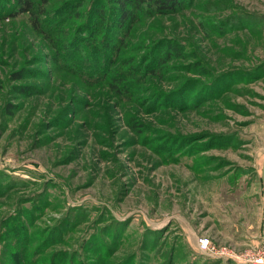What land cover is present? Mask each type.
I'll use <instances>...</instances> for the list:
<instances>
[{
  "label": "rangeland",
  "instance_id": "374dc122",
  "mask_svg": "<svg viewBox=\"0 0 264 264\" xmlns=\"http://www.w3.org/2000/svg\"><path fill=\"white\" fill-rule=\"evenodd\" d=\"M36 5L0 1V264H243L197 241L263 243L264 0Z\"/></svg>",
  "mask_w": 264,
  "mask_h": 264
},
{
  "label": "trees",
  "instance_id": "16d2710c",
  "mask_svg": "<svg viewBox=\"0 0 264 264\" xmlns=\"http://www.w3.org/2000/svg\"><path fill=\"white\" fill-rule=\"evenodd\" d=\"M1 1V0H0ZM112 4V12H98L99 17L105 19L106 23L114 16L115 23L119 27L132 28L142 16L157 15L171 11L174 9L179 0H108ZM17 8L20 12L30 15L33 28L38 33H43L41 24V16L45 13V9L36 8V0H16ZM44 5H42L43 7ZM39 8V7H38ZM104 10V8H102Z\"/></svg>",
  "mask_w": 264,
  "mask_h": 264
},
{
  "label": "built area",
  "instance_id": "2783aa9c",
  "mask_svg": "<svg viewBox=\"0 0 264 264\" xmlns=\"http://www.w3.org/2000/svg\"><path fill=\"white\" fill-rule=\"evenodd\" d=\"M197 245L200 252L208 257L229 258L243 264H264V243L249 247L241 253L225 246L217 247L206 237L198 238Z\"/></svg>",
  "mask_w": 264,
  "mask_h": 264
},
{
  "label": "crops",
  "instance_id": "0c3cea01",
  "mask_svg": "<svg viewBox=\"0 0 264 264\" xmlns=\"http://www.w3.org/2000/svg\"><path fill=\"white\" fill-rule=\"evenodd\" d=\"M259 170H260V175H261V182H262V191H261V198H262V218H263V223H262V229H261V234H262V242L264 243V152L261 155L260 162H259ZM250 247H254L253 245H250Z\"/></svg>",
  "mask_w": 264,
  "mask_h": 264
}]
</instances>
